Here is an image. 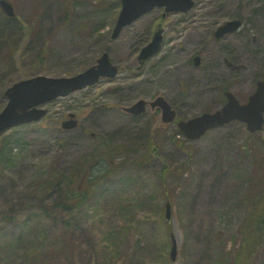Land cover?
<instances>
[{
    "label": "rangeland",
    "instance_id": "374dc122",
    "mask_svg": "<svg viewBox=\"0 0 264 264\" xmlns=\"http://www.w3.org/2000/svg\"><path fill=\"white\" fill-rule=\"evenodd\" d=\"M10 1L17 18L0 14V111L14 82L74 75L104 51L122 70L0 135V264H235L238 255L237 264H264V239L252 256L241 253L247 201L264 186V128L251 133L234 121L188 140L157 108L138 116L122 108L165 94L183 118L216 109L221 98L206 88L217 86L218 76L209 78L220 71L221 84L245 102L264 77V0H194L190 11L166 16L156 8L115 39L120 0ZM234 18L241 28L217 41L213 31ZM158 23L163 46L138 70V52ZM196 52L201 67L191 62ZM69 113L79 126L64 130ZM96 135L128 155L69 225L66 212L55 211L65 185L42 199L36 189L54 169L72 172ZM148 141L154 150L145 151Z\"/></svg>",
    "mask_w": 264,
    "mask_h": 264
},
{
    "label": "water",
    "instance_id": "95a60500",
    "mask_svg": "<svg viewBox=\"0 0 264 264\" xmlns=\"http://www.w3.org/2000/svg\"><path fill=\"white\" fill-rule=\"evenodd\" d=\"M120 10L112 37H117L121 30L145 13L152 11L156 7H164L166 12H187L195 4L194 0H121ZM0 6L9 16H14L15 11L10 2L0 0ZM241 25L240 19L228 20L216 30L217 38L234 32ZM159 30L153 40L144 46L140 52L141 64L150 56L154 55L161 46L162 36ZM195 63L199 64L200 59L195 58ZM118 71L117 66L109 60V55L105 52L98 60V64L73 76L54 77L47 75H37L28 79H22L10 86L5 96L8 102L0 112V134L14 125L30 123L43 117L47 110L39 108L59 96H66L73 91L82 89L88 85L95 84L101 76L113 77ZM228 103L215 113H204L201 116L188 121L178 123L181 131L190 139L201 137L208 129L223 125L232 120H239L246 123L247 128L258 131L264 125V79L258 81L257 89L249 97L245 104L239 103L236 97L227 92ZM144 100H139L131 107L126 108L133 114H140L145 111ZM159 104L163 108V119L170 122L175 118V111L169 104L160 97L152 103ZM70 119L63 122V127L70 129L77 126L78 121L74 119L75 114H70ZM171 204L167 203L166 215L170 218ZM176 244L172 248V258H175Z\"/></svg>",
    "mask_w": 264,
    "mask_h": 264
},
{
    "label": "trees",
    "instance_id": "16d2710c",
    "mask_svg": "<svg viewBox=\"0 0 264 264\" xmlns=\"http://www.w3.org/2000/svg\"><path fill=\"white\" fill-rule=\"evenodd\" d=\"M95 140L90 153L75 163L76 167L72 172L65 173L54 169L36 189L39 193L38 198L42 199L51 193L57 184L65 185L60 195L61 205L55 208V211L66 212L64 214L68 224L76 212L88 202L92 194L107 190V182L117 174V171L113 169L117 158L128 155L122 150V145L113 144L106 137L96 135ZM150 141L145 142V151L147 147L151 150L155 149ZM249 199L241 253L252 256L264 239V186ZM238 257L239 255L235 259V264L238 262Z\"/></svg>",
    "mask_w": 264,
    "mask_h": 264
},
{
    "label": "flooded vegetation",
    "instance_id": "af4514ba",
    "mask_svg": "<svg viewBox=\"0 0 264 264\" xmlns=\"http://www.w3.org/2000/svg\"><path fill=\"white\" fill-rule=\"evenodd\" d=\"M213 34H215V31H213ZM216 40H217V41H220L221 39H216ZM199 54H201V53L196 52V53L193 54V57L196 56V55H199ZM193 57H192V59H193ZM191 62H192V61H191ZM217 76H218V78H219V83L217 84V86H215L214 88H213L212 86H209V87L206 88V91H207V95H208V96L211 95V94H213L212 97H213L214 100H216V99H218V98H221V99H219V100H216V102H219V104L222 106V105L225 103V101H226V99L223 98L222 93H224V92L226 91V86H227V85H223V84H221V83H222L223 78H225L226 76H225L224 73H222V72L220 71L219 74H214L213 76H211V77L209 78V80H213V78H217ZM212 88H213V89H212ZM189 91H190V89L187 90V92H189ZM167 99H168V101L172 104L173 108L178 107V106L173 102V99H172V98L168 97ZM177 103H178V102H177ZM221 106H220V107H221Z\"/></svg>",
    "mask_w": 264,
    "mask_h": 264
}]
</instances>
